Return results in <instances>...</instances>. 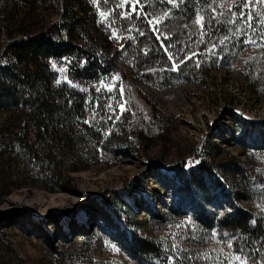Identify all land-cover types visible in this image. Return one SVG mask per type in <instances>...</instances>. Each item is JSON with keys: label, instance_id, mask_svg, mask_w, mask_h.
Wrapping results in <instances>:
<instances>
[{"label": "trees", "instance_id": "trees-1", "mask_svg": "<svg viewBox=\"0 0 264 264\" xmlns=\"http://www.w3.org/2000/svg\"><path fill=\"white\" fill-rule=\"evenodd\" d=\"M142 4L144 0H140L137 8ZM197 7L195 0H185L179 9L173 8L170 15L175 19H165L158 25L161 29L163 24L177 26L178 31L167 37L161 31L157 38L146 27L143 16L136 19L137 13L131 16V22L130 18H123L116 23L121 29L119 34L127 35L121 52L133 59L137 72L148 77L147 65L154 62L158 66L172 65L164 45L187 44L196 34L199 26L192 21ZM144 10L151 12L152 4L145 5ZM118 11H112L116 20L121 13ZM202 14L206 26L209 17ZM181 15L185 18L180 19ZM132 23L145 34L141 36L136 28L130 29ZM185 23L189 25L186 29L182 27ZM109 36L97 23L96 12L87 0H0V199L12 193L16 172L25 179L36 171L55 184L56 176L68 177L100 159L112 165L132 153L141 157L156 141L165 138L161 122L147 121L140 115L129 87L122 86L118 91L122 109L115 112L112 108L117 96L105 89V82L107 75L118 73V56L117 51H112ZM203 38L208 47L210 39L207 35ZM146 46L147 56L143 51ZM188 54L192 58H185L178 76L187 81L202 78L201 67H196L200 56L194 51ZM60 59L69 62L67 76L72 84L56 83L58 74L52 68V61ZM243 76L255 78L252 82L256 83L264 80L257 65ZM242 122L230 134L234 136L240 131L236 142L244 148L243 156L251 147L264 152V119L260 122L243 119ZM217 157L213 153L208 161L201 158L187 168L184 164L177 171L165 170L174 183L175 205L170 219L191 215L188 228L182 232L188 245L178 249L172 264H201L194 247L198 244L195 238L212 232L219 236L229 233L225 237L233 239L232 252H238L243 246L244 254L257 264L264 258V163L261 177L256 174L251 179L236 157L216 163ZM217 169L227 177H218ZM185 195L194 198L191 212L186 205H181ZM227 197L232 208L223 211V216L218 210L210 211L214 206H222V199ZM97 201L124 227L125 234L130 229L127 238L134 257L141 261H156L161 257L158 242L145 236L143 222L119 214L116 201L105 197ZM243 203L259 204V207L246 209ZM147 217L161 219L159 211L151 206ZM251 220L257 223L253 225ZM211 262L225 264L214 258Z\"/></svg>", "mask_w": 264, "mask_h": 264}, {"label": "rangeland", "instance_id": "rangeland-1", "mask_svg": "<svg viewBox=\"0 0 264 264\" xmlns=\"http://www.w3.org/2000/svg\"><path fill=\"white\" fill-rule=\"evenodd\" d=\"M206 2L216 9V19L205 26L203 34L210 39L209 46H205L198 28L187 44L169 47L173 52L183 47L181 56L190 51L200 56L203 77L187 81L171 66H158L156 62L147 65L149 76H142L136 71L133 59L121 52L127 35L119 34L121 29L116 23L129 15H120L116 20L112 11L132 16L136 12L131 10L130 0L127 4L125 0H87L96 12L97 23L110 35L112 51H117L118 73L107 75L105 82V89L117 96L112 108L115 112L122 109L118 91L122 86L129 87L140 115L147 121L161 122L165 138L156 141L141 157L132 153L112 165L100 159L68 177L56 176L55 184L36 171L25 179L16 172L12 193L0 199V264H172L178 249L188 245L182 232L188 228L191 215L170 219L175 198L174 183L166 173L168 168L177 171L184 164L187 168L201 158L212 159L214 153L218 156L216 163L236 157L251 179L256 174L261 177L264 152L251 147L243 156L244 148L236 142L240 131L232 136L230 130L242 125L243 119L249 122L264 119V80L256 83L252 82L255 78H243L254 65L264 74V41L259 39L264 33V24L255 16V13H264V3L254 0L250 8H244V0ZM240 11L244 12L243 17L230 15ZM249 11L253 13L250 21L246 18ZM101 12L106 16H101ZM204 13L208 17L214 15L211 8H206ZM226 20L235 23H224ZM225 35L229 39L221 46L219 41ZM248 36L257 43H250ZM212 44L217 47L209 52ZM53 63L60 83H68L69 62L60 59ZM217 173L220 178L227 177L220 169ZM99 197L118 202L116 210L122 216L143 222L145 236L158 242L161 253L158 260L141 261L134 257L127 238L130 229L125 234L124 227L99 204ZM189 198L185 195L181 205H186L191 212L194 198L190 195ZM229 200L223 198V205L214 206L210 211H229L232 208ZM242 205L255 210L259 204ZM149 206L159 211L161 219L147 217ZM213 233L216 232L195 238L196 255L201 264H211L212 258L227 264L225 258L232 253L229 239Z\"/></svg>", "mask_w": 264, "mask_h": 264}, {"label": "snow or ice", "instance_id": "snow-or-ice-1", "mask_svg": "<svg viewBox=\"0 0 264 264\" xmlns=\"http://www.w3.org/2000/svg\"><path fill=\"white\" fill-rule=\"evenodd\" d=\"M105 2H107V0H105ZM129 2V0H125V4H127ZM213 2H215V0H213ZM254 0H244L243 2V7L244 8H250L253 4ZM256 3H264V0H255ZM131 3V10L137 13L136 19H139L141 16H143V19L147 22L146 23V27H148L149 29H151L154 33L157 34V38H159V33L161 31H163L165 33V36H171L173 33L178 31L177 26H175V24L173 23L171 26L169 24H164L163 29L159 28L158 25L161 24L165 19H169V20H174L175 17L170 15V13H172L173 8L175 9H179L181 7L182 4L185 3V0H144V4H142L139 8H137V5L140 4V0H130ZM149 3L152 4L153 6V10L151 12L145 11L144 10V6L148 5ZM195 3L198 5L194 15H195V19L192 21L193 25L199 26V30L201 33V36H203L204 32H205V16L202 14L206 8H211L212 12L214 13L213 16L209 17L207 19V24L211 25L212 20L216 19V9L212 6V3H208L206 2V0H195ZM165 5H171V8H166L164 7ZM188 9H185V12H187ZM237 14H239L240 16H244V12L240 11L239 13L237 12H231L230 15L231 16H236ZM101 16H106V14L104 12L100 13ZM121 16H125V15H129V18L132 19V17L130 16L129 13L127 12H121L120 14ZM219 15H223L222 13ZM256 17H259L260 20L259 22L264 24V13H255ZM180 19H184L185 17L183 15H181L179 17ZM249 21L253 18V13L251 11L248 12L247 17H246ZM218 23L220 21H217ZM224 23L227 24H234L235 21L234 20H226L223 21ZM252 25L250 24L249 27H251ZM130 29L132 28H136V30L139 32V34L141 36H143L145 34L144 30L139 28L138 25H136L135 23L130 24ZM183 28H188L189 25L187 23L182 25ZM229 31H231V29H229ZM113 35H116V31L113 30ZM229 39V37L227 35H225L223 37V39H221L219 41L220 45L223 46L225 44V42ZM248 41L250 43H252L253 45H255L257 42L255 39H253V37L248 36L247 37ZM259 39L261 41H264V33H262L259 37ZM203 41L201 40V43ZM124 45H121V48L123 49ZM169 47L171 48H176L175 44L172 45H164V50L165 52H167V56L168 59L170 61H172V65L171 68L173 71H179L180 70V65L183 64L185 62V58L187 59H191L192 56L189 55L188 53H185L184 56H181L180 53L184 52V48L180 47L178 48L175 52L170 51ZM216 44H212L211 48L208 49L209 52H212L214 49H216ZM144 51V55L147 56L148 55V48L147 46L145 47ZM86 63V61L84 62ZM200 66L199 61H197L196 67L198 68ZM52 67H56V64L53 63ZM234 67V65H233ZM67 80V77L65 78ZM67 82L69 84H72L71 80H67ZM56 83H60L59 80L56 81ZM101 83H103V81H101ZM88 122V121H86ZM257 187H261L260 185H258ZM259 207V205H258ZM224 213L221 212V216H223ZM253 225H255L257 223L256 220H251L250 221ZM216 233H213V236H215ZM225 236H228L229 233L225 232L224 233ZM228 246L231 248L233 247V239H229L228 240ZM222 251V250H221ZM259 251V249L257 250ZM227 260V264H257V261L254 259H250V257L247 254H244V248L243 246L240 247L238 252H232L229 254V256H227L225 258ZM259 264H264V258H261V260L259 261Z\"/></svg>", "mask_w": 264, "mask_h": 264}, {"label": "bare ground", "instance_id": "bare-ground-1", "mask_svg": "<svg viewBox=\"0 0 264 264\" xmlns=\"http://www.w3.org/2000/svg\"><path fill=\"white\" fill-rule=\"evenodd\" d=\"M82 215H84V214H82ZM83 217V216H82Z\"/></svg>", "mask_w": 264, "mask_h": 264}]
</instances>
